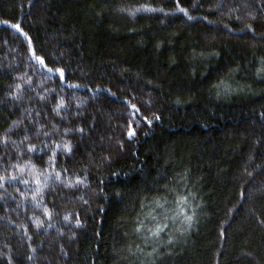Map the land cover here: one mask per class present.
Masks as SVG:
<instances>
[{"label":"trees","instance_id":"1","mask_svg":"<svg viewBox=\"0 0 264 264\" xmlns=\"http://www.w3.org/2000/svg\"><path fill=\"white\" fill-rule=\"evenodd\" d=\"M179 4L192 20L176 0H0V21L65 74L40 75L0 24V175L19 177L0 188V264H264V0ZM143 7L163 12L130 15ZM180 196L191 226L145 243L137 219L164 198L175 215Z\"/></svg>","mask_w":264,"mask_h":264},{"label":"snow or ice","instance_id":"2","mask_svg":"<svg viewBox=\"0 0 264 264\" xmlns=\"http://www.w3.org/2000/svg\"><path fill=\"white\" fill-rule=\"evenodd\" d=\"M176 4H177V11L182 13L183 15H185L189 20H192L193 17L188 15V12L185 8L180 7L179 4V0H176ZM221 7V5H217V8ZM234 11H239L238 8L233 9ZM140 11H160L163 12V9H156V8H147V7H143L140 9H136L135 12L130 13V15H135L136 12H140ZM165 15H167V13H165ZM231 18V17H230ZM237 20L240 19L239 16L235 17ZM0 24L6 25L10 28L15 29L18 33H20L21 35H24L28 41L29 44V55H30V59L32 61H34L35 63L32 65L33 69L38 71L40 73V75L45 76L49 79L56 77L61 81V85L64 84L65 82V74H64V70L63 68L60 67H49V63L55 64L56 61H46L45 58L43 56L37 55L36 50L34 47H32V41H31V37L27 36V33H24L20 24H11L9 23V21L4 20V21H0ZM251 30V29H249ZM261 71H264V69H261ZM18 79L23 80L24 77H18ZM26 83L31 84V79L29 78ZM67 87L69 88H77L79 87V85H72V84H68ZM216 88H220V85H216ZM225 91H227V89H225ZM22 92V86L20 84H16L15 85V92L12 95V99L15 101H19L21 99L20 93ZM114 95V94H113ZM39 99L41 101L45 100L44 96H39ZM79 107V106H77ZM68 108V102L65 100V98L63 96H61L59 98V100L57 101L55 107L53 109H51L52 112L55 113L56 116L60 117L61 119H64V117L61 116V112L62 111H66ZM132 108L136 111L139 112V109L136 108L135 105H132ZM36 116L39 117L40 113L37 112ZM156 120H159L160 117L156 116L155 117ZM144 120L147 123H151V121L147 120V117H144ZM16 125L18 126L19 123L22 122H15ZM55 127V126H54ZM79 131L83 132V129H78ZM12 129H9L8 132H11ZM27 131L28 129L25 130L26 134L24 136V140H28V135H27ZM40 134H43L45 136H49L51 135V133L49 132H45L43 131V125H41L40 128L36 129V135L39 136ZM135 135V131L134 129L130 130L128 132V137L132 138ZM0 141H2V143H4L5 145H7L8 141V134L6 133L5 136L3 138H0ZM13 143H15V141H13ZM63 148L64 151L70 153L72 150L71 144L65 142L63 145L57 144L56 148L60 149ZM38 149L35 146L29 145L27 148V151L29 152H35ZM56 153L53 152V156H55ZM12 167L14 169H18V171L20 173H23L25 171L24 167H20V165H12ZM33 170H34V166ZM19 177L16 175H11V174H6V175H0V188H4L6 184L12 182V181H16L18 180ZM51 179V174H49L48 176L44 177V184L43 186L46 187L47 186V181ZM55 180L61 184L64 185V187L67 188H76L79 185L83 184V181L80 179H76L75 181L72 180H62L61 179V173L60 172H55ZM21 183L27 185L29 183V181L27 179L24 180H20ZM35 183L37 185L35 191L33 192L32 195V200L34 202L37 201L38 196L42 199V186H41V180L37 177L35 179ZM6 190V189H5ZM17 191H19V189H17ZM21 195L23 196V193H21ZM26 198V197H25ZM187 201H188V197L187 196H180L179 198L175 199V203L179 206H181L179 211H176V209H171V211L175 212V215H169V208L167 207V205L169 204V202L167 201L166 198H164L163 202L160 201H154L153 202V207L144 215L143 219L138 218L136 221V227H135V233L138 234L144 241L145 243H154V244H159L161 239H162V233H166L167 230L170 227L169 221H172L173 223L176 222L181 216L183 217V221L185 223H187L188 227L191 226V221H192V216H189L186 214V212L184 211V208L187 206ZM87 201H85L86 203ZM37 206H39V204L37 203ZM44 215L46 217H48V219H51L52 213L47 209V207L44 208ZM64 220L65 222H70L71 220V216L70 215H65L64 216ZM36 226L37 228H40L43 226V221H37L36 222ZM80 223L79 220L77 219L76 221V227H80ZM49 227H51V225L49 224ZM173 243L172 239H168L167 244L171 245ZM157 251V249L155 247H153V253H155ZM29 259H31V257H29Z\"/></svg>","mask_w":264,"mask_h":264}]
</instances>
